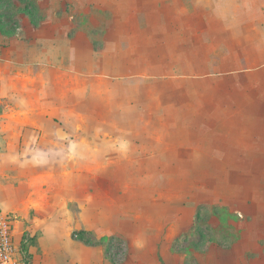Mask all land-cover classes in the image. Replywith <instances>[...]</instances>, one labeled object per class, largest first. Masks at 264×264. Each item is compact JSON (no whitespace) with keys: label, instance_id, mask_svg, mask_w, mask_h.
Segmentation results:
<instances>
[{"label":"crops","instance_id":"obj_1","mask_svg":"<svg viewBox=\"0 0 264 264\" xmlns=\"http://www.w3.org/2000/svg\"><path fill=\"white\" fill-rule=\"evenodd\" d=\"M30 19L23 18L16 33L5 30L0 23V103L7 106L2 115L11 113L14 128L23 134L22 138L1 142L5 148L3 157L9 162L0 165V213L13 219L16 236L29 230L41 242L44 234H53L47 228L63 226L64 217L76 226L93 227L100 206L107 211L110 203L128 201L117 190H140L134 194L136 203H149L150 195L156 196L159 190L173 196L175 187L168 172L165 187L152 181L151 176L159 172V164L223 161L226 150L240 146L238 139L247 130L248 122L264 119V109L253 106L258 99L252 95L256 84L253 74L264 71V51L263 60L250 66L242 65L244 57L236 55V51L229 57H204L190 63L170 61L155 54L141 55L138 50L135 58H128L114 40L92 44L86 37L88 29L87 33L76 30L80 25L72 15L65 18L51 11L37 24ZM48 28L52 34H48ZM67 29L79 35L75 34L72 40L63 38ZM80 42L82 51H86L85 59L77 56ZM184 66L186 71L179 72ZM48 72L52 75L48 76ZM79 81L85 83L82 90ZM209 89L212 91L208 95L215 103L226 94L224 98L240 101L241 105L229 111L217 105H201V95H207ZM260 96L264 100V94ZM181 102L184 107H179ZM158 104L161 105L156 107ZM51 112L92 117V133L65 144L47 138H27L25 131L45 129L41 117L46 119ZM212 116L215 122L208 121ZM176 131L183 133L181 140L176 139ZM206 132L228 133L231 137L220 140L214 133V138H208ZM38 142L47 143L49 150H35ZM63 152L65 160L58 159L55 168L33 167L49 153ZM123 168L130 171V178L122 176ZM82 175L88 182L87 190L80 192ZM100 181L103 192L98 198L100 192L95 189ZM207 186L205 183L197 189L183 190L187 196H200L188 204H209ZM215 196L214 204L220 203L222 194ZM72 204L76 205L74 209ZM84 211L90 218L80 223L79 215ZM170 212L156 222L174 226L172 205Z\"/></svg>","mask_w":264,"mask_h":264},{"label":"rangeland","instance_id":"obj_2","mask_svg":"<svg viewBox=\"0 0 264 264\" xmlns=\"http://www.w3.org/2000/svg\"><path fill=\"white\" fill-rule=\"evenodd\" d=\"M51 11L65 18L72 15L73 21L80 25L76 30L82 33L88 29L86 37L94 45L114 40L117 46L123 47L128 58H135L138 50L141 55L155 54L170 61L190 63L204 57L212 60L229 57L236 51V55L244 57V66L263 60L264 0H0V23L5 30L16 33L23 18H31L37 24ZM75 34L79 35L67 29L62 37L72 40ZM81 42L77 56L85 59L86 51H82ZM186 69L184 66L178 70ZM50 75L52 72H48ZM253 77L256 84L252 95L258 99L253 106L263 110L264 100L258 97L264 94V71L255 72ZM81 81L82 90L85 83ZM211 91L201 95V105L211 108L217 105L228 111L241 105L240 101L224 98L226 94L215 103L208 95ZM181 104L178 103L179 107H184ZM5 111L6 103H0V165L9 162L3 157L2 140L23 135L14 128L11 113L2 115ZM40 121L45 129L27 130V138H47L61 144L85 138L92 133L90 125L94 123L92 117L74 112L62 115L51 112ZM208 121L215 122L214 116ZM246 129L239 136L240 146L226 150L227 157H223V161L159 164L160 173L153 174L152 181L165 187L168 172V179L173 180L175 187L173 196L159 190L156 196L150 195L149 203H136L134 194L140 190H117L121 198L128 201L106 204L107 211L100 206L93 227L76 226L64 217L63 226L47 228L53 234H44L41 242L36 233L27 230L34 237L29 246L30 264H264V119L249 121ZM214 133L220 140L231 137L222 132L205 134L214 138ZM175 137L181 140L183 133L176 131ZM232 143L236 141L233 139ZM41 148L49 150L47 143L38 142L34 146L35 150ZM44 157L33 167L53 169L58 159L65 160L64 152ZM124 169L122 176L130 178V171ZM87 182L85 175L79 177L80 192L87 190ZM205 183L207 199L211 202L196 207L188 204L200 196H187L182 191L203 187ZM97 186L95 191L100 192L99 198L103 183L100 181ZM218 194H222L220 203L214 204L213 199ZM64 197L67 194L64 193ZM171 205L175 209L176 224L161 226L156 221L162 214L171 213ZM74 207L76 205L72 204V209ZM87 217L90 218L87 211L80 213V223H86ZM15 227L18 228L17 223ZM19 237L16 236V244Z\"/></svg>","mask_w":264,"mask_h":264},{"label":"built area","instance_id":"obj_3","mask_svg":"<svg viewBox=\"0 0 264 264\" xmlns=\"http://www.w3.org/2000/svg\"><path fill=\"white\" fill-rule=\"evenodd\" d=\"M12 218L0 213V264H22Z\"/></svg>","mask_w":264,"mask_h":264},{"label":"trees","instance_id":"obj_4","mask_svg":"<svg viewBox=\"0 0 264 264\" xmlns=\"http://www.w3.org/2000/svg\"><path fill=\"white\" fill-rule=\"evenodd\" d=\"M81 233V231H79ZM94 239V238H91ZM34 242V237L31 236L27 230H25L19 239V251L21 254V263L22 264H30V253H29V246L30 244Z\"/></svg>","mask_w":264,"mask_h":264}]
</instances>
